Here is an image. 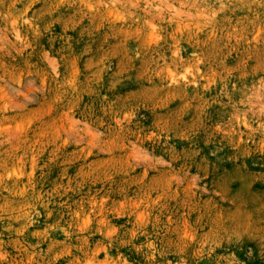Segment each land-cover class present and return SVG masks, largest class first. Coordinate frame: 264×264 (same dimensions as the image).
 Returning a JSON list of instances; mask_svg holds the SVG:
<instances>
[{"label":"rangeland","instance_id":"374dc122","mask_svg":"<svg viewBox=\"0 0 264 264\" xmlns=\"http://www.w3.org/2000/svg\"><path fill=\"white\" fill-rule=\"evenodd\" d=\"M0 264H264V0H0Z\"/></svg>","mask_w":264,"mask_h":264}]
</instances>
